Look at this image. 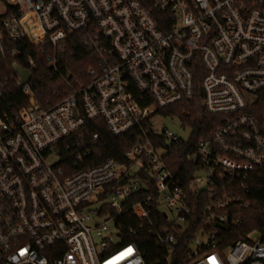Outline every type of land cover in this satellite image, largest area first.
Masks as SVG:
<instances>
[{"label":"built area","instance_id":"obj_1","mask_svg":"<svg viewBox=\"0 0 264 264\" xmlns=\"http://www.w3.org/2000/svg\"><path fill=\"white\" fill-rule=\"evenodd\" d=\"M74 38L94 65L83 78L66 75L52 107L17 73H0V101L13 84L28 100L0 108V264H146L123 220H150V236L170 252L176 236L154 228L156 211L184 226L189 192L245 182L264 167V0H0V61L17 60L24 44L46 52L57 72ZM35 67L28 55L21 68ZM197 74L204 107L227 119L189 152L184 187L166 161L184 139L163 111L195 96ZM92 122L130 136L125 163L91 161L102 146L85 131ZM109 222L116 232L104 235ZM190 256V264H264V236L253 231L222 250L216 232L201 230Z\"/></svg>","mask_w":264,"mask_h":264},{"label":"trees","instance_id":"obj_2","mask_svg":"<svg viewBox=\"0 0 264 264\" xmlns=\"http://www.w3.org/2000/svg\"><path fill=\"white\" fill-rule=\"evenodd\" d=\"M18 48L23 53L17 60L0 61L1 76L2 78L16 76L15 65L28 68V55L33 56L36 67L30 69L32 73L30 89L38 103L45 108L52 107L64 97L68 90L64 79L66 75L73 74L83 78L88 68L94 65L89 55L75 42V38L71 40L66 55L60 58L57 72L48 62L46 52L39 53L37 48L33 49L24 44ZM201 78L200 74L196 75V94L190 101H184L163 111L165 116L179 119L183 128L191 130V139L175 144L166 157L167 164L172 171L178 173L184 187L188 186L189 177L194 171L191 163L186 160L189 152L200 141L208 139L212 131L223 126L227 119L225 116L211 114L204 107L201 102L203 96ZM11 90H13L12 93L0 101L3 112L18 110L28 102L21 87L13 84ZM85 131L89 136L98 133L102 145L92 158L93 163L107 160V158H113L119 163L126 162L125 153L129 148L130 136L114 137L104 124L98 127L96 122L90 123ZM227 183L226 179L205 191L194 194L189 192L193 215L189 219L190 222L184 226H171L158 211L155 212L151 222L158 225L155 224L154 228L159 231L162 228H168L176 236L177 244L170 252L167 247L159 246L157 240L150 236L152 229L150 220L144 223L139 222L136 226L123 220L122 234L125 240L137 244L146 264H190L192 262L191 245L201 230L207 234L216 232L219 247L222 250L229 248L237 241H246L247 235L253 231L264 236V167L252 173L245 182L235 179L232 186ZM228 197L240 201L228 208H219L218 203ZM207 210L211 215H227L228 221L221 222L217 219L211 221ZM132 232H135V235Z\"/></svg>","mask_w":264,"mask_h":264},{"label":"rangeland","instance_id":"obj_3","mask_svg":"<svg viewBox=\"0 0 264 264\" xmlns=\"http://www.w3.org/2000/svg\"><path fill=\"white\" fill-rule=\"evenodd\" d=\"M165 126L169 129H171L174 133H177L179 136H181L185 141H189L191 139V130L185 129L182 127L181 122L177 118H168L164 122ZM112 198V199H111ZM109 200H113V197H110ZM96 206H99V203L96 204ZM110 232L115 233L116 232V225L113 222H109L107 225V229L103 231L104 235L109 234ZM254 237H258L257 235H254ZM202 240H207L206 238H202ZM117 243L119 241L115 239Z\"/></svg>","mask_w":264,"mask_h":264},{"label":"water","instance_id":"obj_4","mask_svg":"<svg viewBox=\"0 0 264 264\" xmlns=\"http://www.w3.org/2000/svg\"><path fill=\"white\" fill-rule=\"evenodd\" d=\"M15 73H17L19 75V77H21L22 79V83L23 85L29 84L31 79H32V74L29 73L28 71L22 69L20 66H16L15 67ZM168 147L171 148L172 144L168 143ZM207 214L209 215V211H207Z\"/></svg>","mask_w":264,"mask_h":264},{"label":"snow or ice","instance_id":"obj_5","mask_svg":"<svg viewBox=\"0 0 264 264\" xmlns=\"http://www.w3.org/2000/svg\"><path fill=\"white\" fill-rule=\"evenodd\" d=\"M127 251H128V252H131V249H128ZM213 264H215V262H214V261H213Z\"/></svg>","mask_w":264,"mask_h":264}]
</instances>
